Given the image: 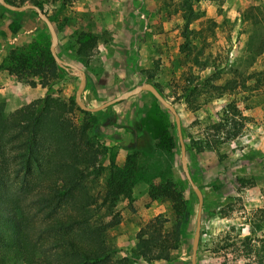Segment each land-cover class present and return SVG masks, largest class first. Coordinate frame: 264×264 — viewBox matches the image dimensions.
I'll use <instances>...</instances> for the list:
<instances>
[{
    "label": "rangeland",
    "instance_id": "obj_1",
    "mask_svg": "<svg viewBox=\"0 0 264 264\" xmlns=\"http://www.w3.org/2000/svg\"><path fill=\"white\" fill-rule=\"evenodd\" d=\"M251 6L264 11V0H75L65 8L46 7L58 36L57 54L86 74L82 99L87 106L153 83L176 108L183 139L191 145L187 167L203 195L197 264H255L254 250L264 244V88L254 87L250 78L264 69V52L256 56L247 45L249 37L256 44L264 34V14L248 12ZM190 7L198 18L189 25L194 32L186 50L182 30ZM252 15L259 21L255 29L250 26ZM79 32L97 38L90 56L75 54ZM49 45L47 27L34 11L0 8V103L7 111L47 94L74 99L79 78L72 70L58 66L59 77L42 88L31 87L4 69V59L13 49ZM187 86L200 92L194 111L181 98ZM230 102L248 118L234 139L225 137L229 125L224 129L221 120L222 109ZM94 118L93 134L103 153L88 181L99 201L111 166L122 167L132 151L140 154L144 165L131 199L122 198L116 205L122 219L108 231L116 250L113 258L129 253L137 231L155 216L167 217L166 229L170 228L174 222L170 204L151 200L148 189L150 183L172 180L192 200L181 244L167 261L135 259L131 264H191L198 202L181 168L173 115L142 91L94 112ZM254 129L256 135L250 132ZM204 143L211 148L199 151ZM249 154L253 162L247 164L242 155ZM252 186L257 192L247 190ZM127 226L133 232H112Z\"/></svg>",
    "mask_w": 264,
    "mask_h": 264
},
{
    "label": "trees",
    "instance_id": "obj_2",
    "mask_svg": "<svg viewBox=\"0 0 264 264\" xmlns=\"http://www.w3.org/2000/svg\"><path fill=\"white\" fill-rule=\"evenodd\" d=\"M5 1L17 6L34 4L47 15V6L59 4L65 8L75 0ZM0 8L8 10L1 5ZM254 10L264 14L257 6H251L248 12ZM197 18L190 7L182 30L186 50L191 48L189 35L194 32L189 25ZM250 19L251 29H255L258 17L252 15ZM75 44L76 55L90 56L97 38L79 32ZM247 45L256 56L261 55L264 34L256 44H252L249 37ZM3 64L9 75L31 87L46 88L59 77L60 68L49 48L13 49ZM250 78L254 79V87L264 88V69L252 72ZM204 82L207 85L208 81ZM152 85L161 93L156 84ZM182 92L186 107L196 110L198 89L187 86ZM221 120L224 129L229 125L224 131L225 137L234 139L241 134L248 118L230 102L222 109ZM94 121V113L80 109L74 99L51 94L13 111H7L4 103H0V264L167 261L181 244L192 200L187 199L184 189L172 180H161L149 184L148 195L151 200L170 204L174 222L166 229L169 219L162 214L155 216L137 231L136 243L130 252L113 258L116 250L109 243L108 231L122 219L115 208L122 198L131 199L132 187L139 180L144 165L140 154L132 151L122 167L111 166L99 201L88 181L103 153L93 134ZM164 141L162 139V144ZM184 143L189 152L191 145L185 140ZM209 148L208 143L198 147L199 151ZM254 261L264 264V244L254 250Z\"/></svg>",
    "mask_w": 264,
    "mask_h": 264
},
{
    "label": "water",
    "instance_id": "obj_3",
    "mask_svg": "<svg viewBox=\"0 0 264 264\" xmlns=\"http://www.w3.org/2000/svg\"><path fill=\"white\" fill-rule=\"evenodd\" d=\"M0 5L10 11H15V12H20L23 10H34L36 12V14L38 15L39 19L41 21H43V23L46 25L47 30L50 34V46H49V51L51 56L53 57V59L55 60L56 64L63 68L64 70H72L74 71L78 78H79V82H78V86L76 88L75 91V95H74V101L77 104V106L87 112H98L100 110H103L104 108L115 104L117 102H120L122 100H125L133 95H136L142 91H147L149 92L158 102L159 104H161L165 109H167L174 118V122H175V127H176V132H177V137H178V142H179V148H180V164H181V168L182 171L186 177V179L188 180L190 186L192 187L196 197H197V212H196V223H195V230H194V234H193V239H192V246H191V259H190V263L191 264H197L196 261V255H197V248H198V243H199V238H200V229H201V213H202V206H203V195L201 190L195 185L194 181L191 178V175L189 173L188 167H187V160H186V147H185V143H184V139H183V135H182V130H181V120H180V116L176 110V108L173 106V104H171L170 102H168L162 95L161 93L150 83H142L140 85H136L133 88L122 92L120 95H118L117 97L108 100L96 107H90L87 106L82 99V93L85 89V85H86V74L85 72L79 68L78 66L67 62L63 59H61L56 51V46H57V41H58V36H57V32L54 28L53 23L50 21V19L48 18V16L46 14L43 13V11L36 5L34 4H24L21 6H17V5H12L8 2H6L5 0H0Z\"/></svg>",
    "mask_w": 264,
    "mask_h": 264
},
{
    "label": "crops",
    "instance_id": "obj_4",
    "mask_svg": "<svg viewBox=\"0 0 264 264\" xmlns=\"http://www.w3.org/2000/svg\"><path fill=\"white\" fill-rule=\"evenodd\" d=\"M251 133H252V135L254 134V132H255V129L254 130H252V131H250ZM254 135H256V134H254ZM250 142H251V145L252 146H254V142H253V140H251L250 139ZM243 151V150H242ZM242 159H243V161L244 162H246L247 164L248 163H251V162H253V156H251V154H249V155H242ZM253 187V186H252ZM247 190H252V191H254V192H257V188H255V187H253L252 189L251 188H249V189H247ZM112 232L113 233H117L118 235H120V233L121 232H127L128 234H129V232H133V230L131 229V227H129V226H127V227H125L124 229H116V230H112Z\"/></svg>",
    "mask_w": 264,
    "mask_h": 264
}]
</instances>
